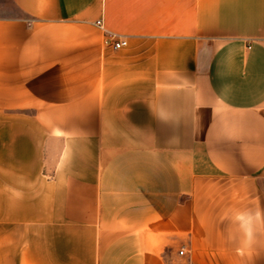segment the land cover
I'll return each instance as SVG.
<instances>
[{"label": "crops", "instance_id": "obj_1", "mask_svg": "<svg viewBox=\"0 0 264 264\" xmlns=\"http://www.w3.org/2000/svg\"><path fill=\"white\" fill-rule=\"evenodd\" d=\"M0 116V264H264V0H0Z\"/></svg>", "mask_w": 264, "mask_h": 264}, {"label": "clouds", "instance_id": "obj_2", "mask_svg": "<svg viewBox=\"0 0 264 264\" xmlns=\"http://www.w3.org/2000/svg\"><path fill=\"white\" fill-rule=\"evenodd\" d=\"M232 219L242 236L241 244L247 246L254 239L256 226L264 220V213L254 212L252 209H237L233 212Z\"/></svg>", "mask_w": 264, "mask_h": 264}, {"label": "built area", "instance_id": "obj_3", "mask_svg": "<svg viewBox=\"0 0 264 264\" xmlns=\"http://www.w3.org/2000/svg\"><path fill=\"white\" fill-rule=\"evenodd\" d=\"M98 24L103 27V24H102L101 21H98ZM107 42L111 43L114 46L115 49L123 48V47L127 46V44H128L127 40L116 38L115 34H110L109 38L107 39ZM178 253L179 254H183L184 253V249L181 248L178 251Z\"/></svg>", "mask_w": 264, "mask_h": 264}, {"label": "rangeland", "instance_id": "obj_4", "mask_svg": "<svg viewBox=\"0 0 264 264\" xmlns=\"http://www.w3.org/2000/svg\"><path fill=\"white\" fill-rule=\"evenodd\" d=\"M5 116H0V121H4Z\"/></svg>", "mask_w": 264, "mask_h": 264}]
</instances>
